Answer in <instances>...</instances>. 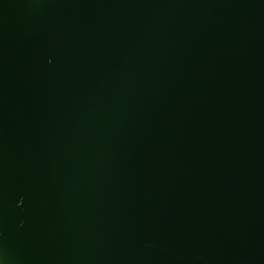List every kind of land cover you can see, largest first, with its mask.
I'll return each mask as SVG.
<instances>
[{
    "label": "water",
    "instance_id": "1",
    "mask_svg": "<svg viewBox=\"0 0 264 264\" xmlns=\"http://www.w3.org/2000/svg\"><path fill=\"white\" fill-rule=\"evenodd\" d=\"M0 264H264V0H0Z\"/></svg>",
    "mask_w": 264,
    "mask_h": 264
}]
</instances>
